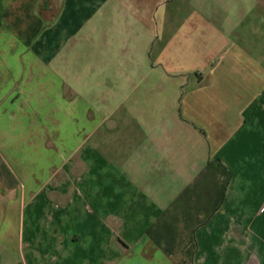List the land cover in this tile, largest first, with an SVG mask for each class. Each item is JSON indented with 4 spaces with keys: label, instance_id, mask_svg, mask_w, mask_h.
Wrapping results in <instances>:
<instances>
[{
    "label": "crops",
    "instance_id": "0c3cea01",
    "mask_svg": "<svg viewBox=\"0 0 264 264\" xmlns=\"http://www.w3.org/2000/svg\"><path fill=\"white\" fill-rule=\"evenodd\" d=\"M5 255L264 264V0H0Z\"/></svg>",
    "mask_w": 264,
    "mask_h": 264
},
{
    "label": "rangeland",
    "instance_id": "374dc122",
    "mask_svg": "<svg viewBox=\"0 0 264 264\" xmlns=\"http://www.w3.org/2000/svg\"><path fill=\"white\" fill-rule=\"evenodd\" d=\"M6 255L2 258V264H11L9 262H12V259L9 256H6ZM20 264H22V263H20Z\"/></svg>",
    "mask_w": 264,
    "mask_h": 264
}]
</instances>
